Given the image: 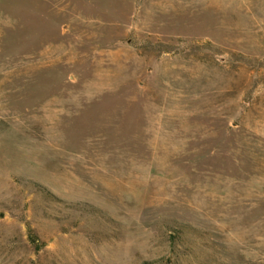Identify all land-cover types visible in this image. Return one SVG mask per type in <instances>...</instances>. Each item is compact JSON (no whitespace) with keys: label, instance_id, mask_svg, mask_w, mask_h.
<instances>
[{"label":"rangeland","instance_id":"obj_1","mask_svg":"<svg viewBox=\"0 0 264 264\" xmlns=\"http://www.w3.org/2000/svg\"><path fill=\"white\" fill-rule=\"evenodd\" d=\"M0 264H264V0H0Z\"/></svg>","mask_w":264,"mask_h":264}]
</instances>
